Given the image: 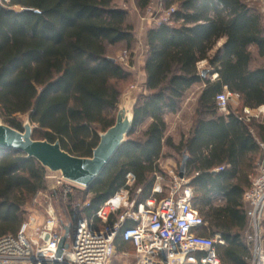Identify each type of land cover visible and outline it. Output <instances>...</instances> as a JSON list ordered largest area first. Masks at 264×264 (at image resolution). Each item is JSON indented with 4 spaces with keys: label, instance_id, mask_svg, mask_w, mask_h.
I'll list each match as a JSON object with an SVG mask.
<instances>
[{
    "label": "trees",
    "instance_id": "trees-1",
    "mask_svg": "<svg viewBox=\"0 0 264 264\" xmlns=\"http://www.w3.org/2000/svg\"><path fill=\"white\" fill-rule=\"evenodd\" d=\"M149 2L135 0L140 10ZM163 5L174 12L145 32V81L132 108V128L101 174L82 189L89 206L73 207L74 187L64 195L63 217L67 223L86 217L101 228L93 214L120 189L132 195L140 190L132 199L143 202L155 174H163L159 160L168 148L188 155L191 203L205 223L199 234L223 240L215 245L221 264H250L242 198L264 156V117L246 120L241 110L264 106V13L248 0H164ZM133 39L128 13L115 0H0V117L22 131L14 115H27L38 126L32 132L40 138L33 139L58 141L66 152L90 157L99 134L114 124L120 96L115 82L127 76L106 51ZM220 39L222 46L215 48ZM194 84L201 86L195 119L187 136L175 142L166 135L164 117L178 110ZM224 89L239 95V113L217 110L215 97ZM144 122L141 134L133 136ZM216 167L223 169L213 172ZM128 173L134 177L130 185ZM46 174L33 157L0 149V237L17 232L26 206L46 191ZM114 245L132 247L119 235Z\"/></svg>",
    "mask_w": 264,
    "mask_h": 264
},
{
    "label": "built area",
    "instance_id": "built-area-1",
    "mask_svg": "<svg viewBox=\"0 0 264 264\" xmlns=\"http://www.w3.org/2000/svg\"><path fill=\"white\" fill-rule=\"evenodd\" d=\"M163 2L155 0L164 13L157 24L167 22L174 12L173 8L165 9ZM152 3L153 0H150L147 7ZM238 98L237 93L224 89L215 97L217 110L225 113L230 101ZM242 114L244 119H250L251 109L244 107ZM260 146L264 148V143H260ZM222 169L216 168L219 171ZM169 174L172 180L168 195L157 203L154 196L139 203L135 199L128 201V189L123 188L94 212L93 216L102 224L101 228H96L91 219L77 217L71 223L68 247L59 258L56 252L64 223L51 204H48L42 220L30 214L15 234L0 237V264H108L115 251L117 235L131 243L133 264H221L215 245L223 243V240L219 236L199 234L205 223L192 206V190L188 179L180 178L173 171ZM54 181L63 195L71 193L78 186L63 178L60 173L54 176ZM133 181V175L128 173L126 185ZM160 191L159 184L153 187V193ZM39 195L37 193L34 196L33 202L37 201ZM243 200L249 226L247 240L251 243L252 252L250 264H264V234L261 231L264 213V156L257 164V173L244 192ZM88 206V201H76L73 204L77 210ZM122 206L128 209L110 221V215ZM126 222H131V225L126 226Z\"/></svg>",
    "mask_w": 264,
    "mask_h": 264
},
{
    "label": "rangeland",
    "instance_id": "rangeland-1",
    "mask_svg": "<svg viewBox=\"0 0 264 264\" xmlns=\"http://www.w3.org/2000/svg\"><path fill=\"white\" fill-rule=\"evenodd\" d=\"M248 2L249 4L257 8H259L260 6L261 10L264 13V0H248ZM115 4L127 11L128 23L132 25L134 33V39L129 46L124 42H120L116 45L108 47L106 51L107 55L112 58V61H116L117 63H119L121 67L127 72V76L125 79L115 82V85L120 91L119 102L116 110L114 111V115L116 117L118 109L123 106L128 107V109L130 108L131 113L135 100L143 92V85L145 81L143 64L147 53V47L144 41L145 32L148 28L158 25L157 23L164 16V13L159 9L158 5L155 3V0H153V3L149 7H146L143 10H140L136 7L135 0H115ZM199 67L202 71L205 69L206 72L208 71V68L204 61L199 64ZM200 87V84H194L183 96L178 110L174 113H168L167 115H165L164 118L166 121V135H170L173 139H175L179 135L187 134V132L190 130V127L192 126V123L195 119L194 109L196 107L197 95L200 91ZM229 106L232 108H238L239 98L230 101ZM252 112L260 113V107L252 109ZM263 117L264 114L261 113L260 119H263ZM14 118L21 122L22 128L24 123L26 121H29L27 115L16 114L14 115ZM0 120L4 123L1 117ZM31 125L33 126V128L38 127L36 124L31 123ZM145 125V122L142 125L140 124L136 128L133 136L135 135V137H138L144 129ZM32 137L40 138V135L33 134L32 132ZM163 151L165 158L168 157L175 160V166L173 168V172L175 173L179 169L181 155L176 153L174 154V152H172L168 148H165ZM57 174L58 172H51L47 170L45 178L46 191H44L42 195H39L37 197L36 202H33L32 200L26 206L25 219H27L30 214H33L37 215L39 219L42 220V218L44 217V210L46 206L48 204H51V206L58 213L60 220L63 221L64 224H67L69 219L67 217H63V210L67 200L65 199L60 188L55 184L54 176H56ZM170 175L171 174L169 173H163L160 175L161 179L154 180L153 184L157 183L161 187V191L157 196L154 197L155 203H157L159 199H162L168 195L170 182L172 180ZM75 188V199L82 203V200H85L86 194L83 193V188L81 186H76ZM139 193L140 191L135 192V194L132 195L128 190V201H131L133 196L138 199L140 196ZM127 209V207L122 206L121 208H119L116 215L119 216L123 214ZM261 231L264 234V213L261 219ZM133 263L134 251L130 245H127L120 250L115 248V251L112 254L108 264Z\"/></svg>",
    "mask_w": 264,
    "mask_h": 264
},
{
    "label": "water",
    "instance_id": "water-1",
    "mask_svg": "<svg viewBox=\"0 0 264 264\" xmlns=\"http://www.w3.org/2000/svg\"><path fill=\"white\" fill-rule=\"evenodd\" d=\"M206 73V69L202 74ZM133 125V113L130 108L123 106L117 111L114 124L99 134V141L92 150L90 157H80L63 150L58 141L48 142L32 138L33 126L29 121L23 125V130H16L0 120V149L15 150L33 157L43 167L51 172L60 173L66 180L88 188L101 174L111 157L125 142ZM187 154H183L178 176L184 177ZM63 233L60 237L56 256H62L68 247V238L71 235V223L62 224ZM57 264V263H54Z\"/></svg>",
    "mask_w": 264,
    "mask_h": 264
},
{
    "label": "crops",
    "instance_id": "crops-1",
    "mask_svg": "<svg viewBox=\"0 0 264 264\" xmlns=\"http://www.w3.org/2000/svg\"><path fill=\"white\" fill-rule=\"evenodd\" d=\"M223 42H224V39H220V40L218 41V43L216 44V46H217L216 48L221 47L222 44H223ZM200 64H201V63H200ZM215 76H216V74L213 75V78H214ZM144 80H145V79H144ZM242 109H243V108H242ZM229 111H232V112H234L235 114L239 113V111L236 110L234 107L232 108V107H230V106L228 105V109H227V112H225V114L228 113ZM251 112H252V110H251ZM241 113H242V110H241ZM261 113L264 114V106H261V107H260V113L252 112V116H251L250 118H251V119H255L256 121H261V120H262V119H260V115H261ZM187 134H188V132H187ZM187 134H185V135H183V136L186 137ZM180 136H181V135H179L177 138H175L174 141L177 142V141L179 140ZM184 154H186V153H184ZM248 156H251V157L253 158V161H254V162H257V158H258V156H256L255 153H250V154H248ZM181 159H182V157H181ZM167 162H168V163H167ZM174 164H175V160L172 159V158H168V157L165 158V157H163V158H161V159L159 160V166H160L161 170L163 171V173H170L171 171H173V168H174V166H175ZM216 168H218V167H216ZM216 168L213 169V172H218V171H219V170H216ZM176 173L178 174V171H176ZM160 175H161V174L156 173L155 176H154V180H156L158 177H159V179H161ZM252 176H253V172H252V173L250 172V174H248V177L251 179ZM184 177L186 178L185 174H184ZM187 179H188V178H187ZM188 181H189V179H188ZM155 185H157V183H156V184H153L152 189H151V194H150V196H154V194H156V193H153V192H152V191H153V187H154ZM190 187H191V186H190ZM191 190H192V193H193V189H192V187H191ZM148 197H149V196H148ZM148 197H147V198H148ZM213 200H214V203H216V204H218V203H222V201L220 200L219 197H214ZM242 200H243V198H242ZM244 204H245V207H246V203H245V202H244ZM201 229H202V228H200V230H201Z\"/></svg>",
    "mask_w": 264,
    "mask_h": 264
}]
</instances>
